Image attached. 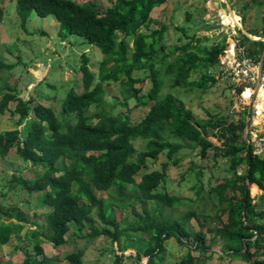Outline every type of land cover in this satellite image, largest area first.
<instances>
[{
	"label": "trees",
	"instance_id": "obj_1",
	"mask_svg": "<svg viewBox=\"0 0 264 264\" xmlns=\"http://www.w3.org/2000/svg\"><path fill=\"white\" fill-rule=\"evenodd\" d=\"M14 1L22 28L32 12L40 16L52 14L59 24L61 38L76 35L102 53L97 73L89 69L87 55L80 54L79 84L66 91L57 111L56 95L52 98L31 95L23 99L13 86L5 85L8 91L0 98V114L9 109L18 115L14 128L0 132V156L5 157L14 149L24 161L42 167L34 178L15 173L10 177L11 184L29 195L36 194L40 205L45 207L40 228H27L23 234L24 239L33 241L35 251V255H25L24 264H54L61 258L69 264H83L80 252L71 250L63 257L55 253L66 243L65 234L72 224L79 230L86 226L88 232L83 236L88 239L104 237L110 241L114 255L111 264H122L126 258L128 247L122 239L129 231L146 234L144 247L127 256L136 259L137 264L142 257L146 258L144 264H160L165 242L170 238L187 244L189 249L172 264H194L206 257L193 255L191 249L207 253L216 243V236L221 238L220 258L228 256L241 258L247 264H264V152L256 153L253 144L243 138V118L213 133L224 139L219 147L207 138L208 128L215 127L212 120H192L191 110L182 102L170 93L161 95L162 79L152 57L162 48L160 40L166 25L154 20L151 12L167 0H108L110 5L105 9L91 0ZM4 2L0 0V21ZM248 32L264 37V33ZM241 40L249 45L240 58L259 62L264 40H252L245 34ZM200 41V37L193 35L191 41L175 49L181 55L165 66L164 72L173 76V87L189 85L204 89L217 80L209 72L219 64L225 44L213 43L205 48L199 45ZM242 41L238 46L244 45ZM139 66L147 68L145 77L133 75ZM5 67L0 61V70ZM198 67L205 72L197 80L189 81L191 72ZM147 79L150 87L141 93ZM110 82L119 84L126 109L131 98L136 107L148 105L139 121L132 122L128 113L114 111V106L105 100L103 84ZM19 124L21 128L17 127ZM176 137L195 143L201 157L208 156L211 149L222 150L232 172L230 179L213 187L226 217L219 225L207 228L213 232L208 243L206 232L194 230L190 225L194 211L177 217L163 214L164 207L179 202L178 197L160 188L167 176L168 162L178 163L173 156L181 144L171 142ZM138 138L145 140L140 151L134 143ZM161 155L166 158L161 168L146 171L149 163H157ZM240 166L244 168L242 172L238 170ZM251 184L253 192L261 189L257 196L260 202L253 201ZM96 191H110L111 195L98 196ZM136 204L140 211L135 209ZM127 205L137 222L120 227L115 207ZM2 213L15 221L0 222V245L7 244L13 236H22L25 224L36 225L18 207L6 206ZM47 243L52 245L53 252L44 251Z\"/></svg>",
	"mask_w": 264,
	"mask_h": 264
},
{
	"label": "rangeland",
	"instance_id": "obj_2",
	"mask_svg": "<svg viewBox=\"0 0 264 264\" xmlns=\"http://www.w3.org/2000/svg\"><path fill=\"white\" fill-rule=\"evenodd\" d=\"M75 1L80 3L86 0ZM91 1L100 9L110 5L108 0ZM2 5L4 14L0 21V61L6 67L0 70V98L8 91L5 85L13 86L15 92L23 99L31 95L46 98L56 95L54 109L57 111L66 91L79 84L80 54L87 55L89 69L97 73L102 57L101 51L97 47L88 45L76 35L71 34L65 39L61 38L59 24L52 14L40 16L32 12L26 27L22 28L15 1L5 0ZM151 17L166 25L160 40L162 48L152 57L162 79L161 95L170 93L177 101L182 102L191 110L192 120H212L215 127L208 128L207 138L219 147H222L224 139L213 133H219L222 126L230 122L238 123L243 118L245 122L243 138L253 144L256 153L263 154L264 70L262 66L259 77L258 62L240 58V55L249 45V42L241 40L243 31L264 33V0H167L153 8ZM235 23L238 24L234 25ZM153 27H157L156 23ZM193 35L201 38L199 43L201 47L209 48L213 43L225 44L223 54L219 56V64L212 67L209 72L217 80L211 85L209 82L208 87L204 89L189 85L173 87V76L165 73L164 68L181 55V52L175 49L191 41ZM241 41L244 45L238 46ZM204 72L202 67L194 69L189 81L197 80ZM133 75L145 77L147 68L139 66ZM149 87L150 82L147 79L141 93H146ZM103 90L105 100L114 106V111L128 113L132 122L139 121L148 110V105L134 106L132 98L127 100L128 109H126L122 104L125 101L124 93L117 82L104 83ZM9 107L12 109L13 103H10ZM17 117L18 115L9 109L0 114V132L14 128ZM17 127L21 128L22 124ZM171 142L181 144L173 156L178 159V163L168 162L167 176L160 184V188L178 197L179 202L173 207H164L163 214L177 217L188 210L194 211L195 216L191 218L190 225L194 230L201 229L206 232L208 243L213 232L207 231V228L219 225L226 217L213 187L232 177L228 160L223 156L222 150L211 149L208 156L201 157L199 147L181 137L173 138ZM134 143L138 151L145 147L143 139L138 138ZM164 161H166L165 155H161L157 163H149L146 171L160 169ZM41 170V166H34L20 158L14 149H11L5 157L0 156V222L15 221L13 217L9 218L2 213L7 206L18 207L36 223L35 226L30 223L25 224L22 236H13L7 244L0 245L1 264H24L23 259L26 254L35 255L33 241L24 239L23 234L27 228H40L44 223L42 215L45 207L40 205L36 194L29 195L27 191L11 184L10 177L15 173L25 178H34L41 173ZM238 170L242 172L243 166L238 167ZM251 188L252 184L249 185V192L254 197L253 201L260 202L257 196L261 193V189L253 192ZM96 194L108 197L111 192L96 191ZM135 209L140 211V206L136 204ZM115 215L120 221V227L137 222V218L131 213V206L128 205L124 208L115 207ZM96 223L100 225L98 220ZM87 232L86 226L79 230L72 224L65 234L66 243L59 247V252L56 250L55 253L63 257L67 252L74 250L82 254L83 264H111L114 255L111 252L110 241L104 237L88 239L83 236ZM145 239L146 234L141 232L129 231L124 235L122 242L127 245L128 250L125 252L126 258L122 264H137L136 259L127 256L134 254L137 248L144 247ZM215 241L216 243L211 245L205 254L191 249L193 255L206 257L194 264H247L241 258L228 256L220 258L218 254L221 253V238L216 236ZM188 250L187 244H180L174 238H170L165 242L164 259L160 264H172ZM44 251L51 253L54 248L47 243ZM211 251L217 253L210 254ZM145 261L146 258L142 257L139 264H144ZM54 264H69V262L61 258Z\"/></svg>",
	"mask_w": 264,
	"mask_h": 264
},
{
	"label": "water",
	"instance_id": "obj_3",
	"mask_svg": "<svg viewBox=\"0 0 264 264\" xmlns=\"http://www.w3.org/2000/svg\"><path fill=\"white\" fill-rule=\"evenodd\" d=\"M238 6H240V4H238ZM243 33L247 37L252 38L253 40H264V37L252 36L250 33L246 32V31H243ZM263 57H264V49H263V51L261 53V56H260V59H259V62H258V76L259 77L261 76V73H262Z\"/></svg>",
	"mask_w": 264,
	"mask_h": 264
},
{
	"label": "bare ground",
	"instance_id": "obj_4",
	"mask_svg": "<svg viewBox=\"0 0 264 264\" xmlns=\"http://www.w3.org/2000/svg\"><path fill=\"white\" fill-rule=\"evenodd\" d=\"M231 16H232V14H231ZM236 24H238V23H235L234 25H236ZM258 86L260 87V85H258ZM259 87H258V88H259Z\"/></svg>",
	"mask_w": 264,
	"mask_h": 264
}]
</instances>
